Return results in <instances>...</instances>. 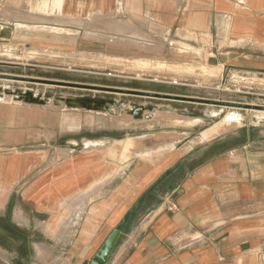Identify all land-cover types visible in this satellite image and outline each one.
I'll use <instances>...</instances> for the list:
<instances>
[{"label": "crops", "instance_id": "0c3cea01", "mask_svg": "<svg viewBox=\"0 0 264 264\" xmlns=\"http://www.w3.org/2000/svg\"><path fill=\"white\" fill-rule=\"evenodd\" d=\"M3 1L8 9L31 13L45 5L52 20L103 19L162 34L199 49L221 77L264 80V0ZM0 117H11L0 121V146L28 142L20 118L27 113ZM211 126L154 132L159 137H149L145 152L134 144L124 157L122 148H84L60 160L49 151L0 155V210L17 201L25 227L27 209L38 215V237L24 233L25 244L32 239L37 264H90L121 227L106 264H258L264 251V127L241 124L203 134Z\"/></svg>", "mask_w": 264, "mask_h": 264}, {"label": "rangeland", "instance_id": "374dc122", "mask_svg": "<svg viewBox=\"0 0 264 264\" xmlns=\"http://www.w3.org/2000/svg\"><path fill=\"white\" fill-rule=\"evenodd\" d=\"M0 9V74L159 93L174 91L198 98L264 106V80L256 75L242 77L225 73L221 77L220 73L218 75L206 66L199 49L171 42L162 34L138 30L146 34L147 39L161 42L146 49L145 45H138L128 36L126 40L116 41L117 36L110 30L115 21L102 19L71 22L66 17L52 20L47 15L45 5L39 8V13H31L25 12V9H8L3 0H0ZM41 21H57L61 26L36 24ZM69 23L76 26L68 27ZM124 27V32L129 29L126 24ZM118 36L121 38L124 35ZM174 44H178L177 50ZM191 66V69L186 70ZM30 93L40 97L42 102H28L24 97ZM79 96L110 103H145L150 108L154 107L151 108L154 112L161 111L164 117L152 116L149 119L119 123L115 119L113 122L65 105L63 110L62 105L56 106L54 102L59 98L73 99ZM22 107H26V110ZM172 107L183 112L191 111L200 116L201 120L182 122L178 120L179 117L170 114ZM6 112L28 114V117L20 118L26 123L24 129L30 138L27 143L0 146L1 156L24 151H49L54 154L53 158L59 160L70 152L84 148H113L116 152L122 148L121 157H124L132 144H135L136 149L144 151L153 141L149 137H159L153 135L154 132H198L213 124L203 134L209 131V134L215 136L220 131L234 130L241 124L255 123L264 127L262 110L0 78V116ZM229 113L238 117L234 124L228 125L225 121ZM10 118L0 117V121ZM115 136L139 137L135 141L128 139L119 143L112 139ZM104 180L105 177L96 181L95 186L102 185ZM3 196L0 190V209L4 206ZM82 206L78 204V207ZM17 207L15 201L6 210H0V264H37L32 239L27 241L25 247L24 233L38 237L34 229L38 215L27 209L28 226L25 227L23 222H19ZM19 257L23 259L20 263ZM257 262L264 264V251L258 254Z\"/></svg>", "mask_w": 264, "mask_h": 264}, {"label": "bare ground", "instance_id": "6f19581e", "mask_svg": "<svg viewBox=\"0 0 264 264\" xmlns=\"http://www.w3.org/2000/svg\"><path fill=\"white\" fill-rule=\"evenodd\" d=\"M1 10V9H0ZM3 11V10H2ZM1 12V11H0ZM1 16V14H0ZM9 17V16H7ZM126 23V22H125ZM128 24V23H127ZM125 24H120V23H115L114 25H112L111 29L113 34L117 36V40H126L127 37H131L133 39V41H135V43H137L138 45H145L146 49L148 48H152L154 47L155 43H161V42H156L154 40L151 39H147L146 34L144 35L142 32L136 30L135 28L128 26V30H125ZM108 29V30H109ZM127 29V27H126ZM128 31V32H127ZM1 32V31H0ZM111 32V34H112ZM96 33V32H95ZM108 33V32H107ZM127 34V35H126ZM118 35H124L123 37H119ZM178 46L174 44V47L176 48ZM179 47V46H178ZM175 50V49H174ZM177 50V48H176ZM144 66V65H143ZM191 67H187L186 70L191 69ZM185 69V68H184ZM194 70V69H193ZM19 81V80H18ZM2 95V94H1ZM13 96V95H12ZM15 97V96H14ZM87 97V96H86ZM86 97H77V98H73V99H63V98H59L56 99L55 105L56 106H60L62 105L64 107V105L67 107H73V108H77L79 109V111L81 113H88V114H96L97 116H101L104 117L105 119H110L113 121V119L120 121L119 123H127L128 120H132V121H138V120H142V119H149L152 116L156 117V116H160V117H164L163 113L161 111L158 112H154L150 106H148L145 103H140V104H133V103H122V102H115V103H110V102H103V101H96V100H91L90 98H86ZM5 98V97H4ZM20 98V97H19ZM28 102L30 103H34V104H40L41 98L32 95V93L27 94L26 97H24ZM10 99V98H9ZM54 99V98H53ZM3 100V99H1ZM9 101V100H8ZM51 101V99H50ZM49 101V102H50ZM17 102V101H16ZM52 102V101H51ZM50 102V103H51ZM23 103V102H22ZM21 103V104H22ZM48 103V104H50ZM51 105V104H50ZM53 105V104H52ZM47 107V106H46ZM58 108V107H57ZM65 109V107L63 108V110ZM67 110V109H66ZM71 110V109H70ZM73 110V109H72ZM76 110V109H74ZM263 111V110H262ZM167 114V113H165ZM170 114L173 117H179L178 120L182 121V122H187L189 120L193 121V122H198L201 120V117L194 114L191 111H185L184 113H181L175 109H172L170 111ZM103 115V116H102ZM124 117V118H123ZM100 118V117H98ZM238 117L235 114L229 113V115L226 118V123L228 125L230 124H234L237 121ZM179 121V122H180ZM114 122V121H113ZM112 122V123H113ZM190 122V121H189ZM111 123V124H112ZM115 124V123H114ZM226 124V125H227ZM214 132V131H213ZM216 132V131H215ZM214 132V133H215ZM130 143V142H129ZM128 143V144H129ZM137 143V142H136ZM103 146V144H102ZM133 146V144L131 146H129L128 148H131ZM139 146V145H138ZM143 146V145H142ZM147 146V145H145ZM140 147V146H139ZM140 149H142L140 147ZM144 150V149H143ZM149 149H147L146 152H148ZM137 151V150H135ZM139 151V150H138ZM118 152V151H117ZM141 152V151H140ZM145 152V151H144Z\"/></svg>", "mask_w": 264, "mask_h": 264}, {"label": "water", "instance_id": "95a60500", "mask_svg": "<svg viewBox=\"0 0 264 264\" xmlns=\"http://www.w3.org/2000/svg\"><path fill=\"white\" fill-rule=\"evenodd\" d=\"M0 78L10 79V80H25L27 82H33V83L51 84V85H57V86L84 88V89H92V90H101V91L146 96V97H155V98H161V99L189 101V102H196V103H203V104H210V105H217V106L235 107V108H242V109H255V110L264 111V106H259V105L234 103V102L219 101V100H212V99H206V98L181 96V95H175V94L149 92V91L132 90V89H121V88L103 87V86H93V85L71 83V82H65V81H53V80L12 76V75H4V74H0ZM122 232H123L122 227L114 230L112 234L106 239L103 246L94 256L90 264H106Z\"/></svg>", "mask_w": 264, "mask_h": 264}, {"label": "built area", "instance_id": "2783aa9c", "mask_svg": "<svg viewBox=\"0 0 264 264\" xmlns=\"http://www.w3.org/2000/svg\"><path fill=\"white\" fill-rule=\"evenodd\" d=\"M175 84H176V82H175ZM175 208V206H171V209H174Z\"/></svg>", "mask_w": 264, "mask_h": 264}]
</instances>
